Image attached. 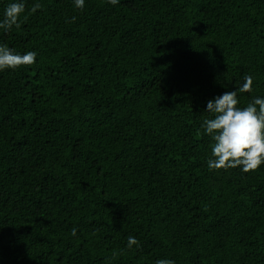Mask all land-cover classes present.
I'll list each match as a JSON object with an SVG mask.
<instances>
[{
  "label": "trees",
  "instance_id": "16d2710c",
  "mask_svg": "<svg viewBox=\"0 0 264 264\" xmlns=\"http://www.w3.org/2000/svg\"><path fill=\"white\" fill-rule=\"evenodd\" d=\"M22 2L0 28L37 54L0 71V264H264V164L210 170L201 127L246 74L238 107L264 98V0Z\"/></svg>",
  "mask_w": 264,
  "mask_h": 264
},
{
  "label": "clouds",
  "instance_id": "9594fccd",
  "mask_svg": "<svg viewBox=\"0 0 264 264\" xmlns=\"http://www.w3.org/2000/svg\"><path fill=\"white\" fill-rule=\"evenodd\" d=\"M112 5H117L119 0H108ZM75 7L83 9L85 0H74ZM42 6L36 3L31 12L35 13ZM25 13V4L22 2L11 3L5 10L4 19L0 28L9 31L15 26L20 28V17ZM26 18V17H25ZM75 17H73V22ZM36 53L29 51L19 54L10 49L6 44L0 45V71L16 69L19 66L32 65L36 61ZM254 79L245 75L242 86L235 91L225 92L207 103L206 112L211 113V118H206L201 127L209 135L213 144L212 157L207 161L210 170L230 169L242 167L243 172L256 171L264 164V98H254L244 108L238 107L239 93H251ZM77 229L74 227L71 235L75 236ZM139 246V241L129 236L127 247ZM156 264H175L173 260L160 259Z\"/></svg>",
  "mask_w": 264,
  "mask_h": 264
}]
</instances>
